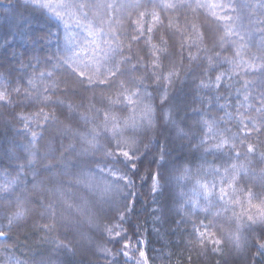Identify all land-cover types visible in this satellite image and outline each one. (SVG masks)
<instances>
[{
  "label": "snow or ice",
  "instance_id": "6c2138e0",
  "mask_svg": "<svg viewBox=\"0 0 264 264\" xmlns=\"http://www.w3.org/2000/svg\"><path fill=\"white\" fill-rule=\"evenodd\" d=\"M17 6L47 13L59 28L42 37L56 45L51 54L17 51L13 68L0 65V127L18 124L25 137L0 145L11 162L0 167V206L11 208L0 214V264H36L43 245L39 264H66L67 256L75 264H154L150 241L132 217L147 196L159 236L169 214L157 200L159 174L148 167L136 175L135 133L154 123L153 95L166 101L181 81L192 85L194 119L191 127L178 124L176 134L197 136L199 161L172 172L176 228L164 233L162 248L183 250L176 264L264 258V0L11 5ZM174 111L167 115L175 123ZM57 136L68 140L59 149ZM41 164L47 182L39 178ZM28 175L31 190L24 187ZM137 178L148 184L146 193L137 194ZM73 184L95 192V204L70 198ZM69 229L75 244L62 235Z\"/></svg>",
  "mask_w": 264,
  "mask_h": 264
},
{
  "label": "clouds",
  "instance_id": "9594fccd",
  "mask_svg": "<svg viewBox=\"0 0 264 264\" xmlns=\"http://www.w3.org/2000/svg\"><path fill=\"white\" fill-rule=\"evenodd\" d=\"M43 16L47 20V29L51 33H55L59 28V23L52 20L47 13H37ZM46 48L42 44L37 49H23L26 54H31L33 50L47 55L55 51V44H48ZM0 65L5 68H13L15 65V59L7 57L6 53H0ZM192 85L186 82H177L169 91L168 99L166 101L161 100L158 94H154L152 97L154 105V123L150 128H142L135 133L139 138L138 155H137V177L143 174L145 168L150 167V170L159 174L161 191L157 198L159 205L168 213L169 221L174 219V213L172 212L176 196L177 188L171 180L172 172L175 168L190 163L196 165L199 161V153L195 148L197 136L193 134L190 137H178L176 134V126L183 125L185 127H191L194 119V114L191 112V104L193 102ZM169 108H174V120L175 123L168 118ZM7 143V137L3 138L0 145ZM163 153V157L161 156ZM103 158L97 155L94 160L100 161ZM0 164L10 165L11 162L0 155ZM148 184L142 182L140 179H136L135 190L146 193ZM122 195L126 193L122 192ZM144 199H148L147 196H142ZM138 210L143 208L142 202L137 203ZM11 211V208L7 205L0 208V214H6ZM63 231V230H62ZM63 234L67 235L73 244L76 243L75 233L72 230H67ZM40 255L35 257L36 264H39ZM66 264H75V260L71 256L65 257ZM103 264V262H101Z\"/></svg>",
  "mask_w": 264,
  "mask_h": 264
},
{
  "label": "trees",
  "instance_id": "16d2710c",
  "mask_svg": "<svg viewBox=\"0 0 264 264\" xmlns=\"http://www.w3.org/2000/svg\"><path fill=\"white\" fill-rule=\"evenodd\" d=\"M21 0H0V53H6L7 57L15 59L14 53L20 52L23 53V49H39L43 44L44 47H48V43L42 39L43 36L47 34H51V32L47 29V20L45 17L38 15L37 13H33L29 10L23 8V6L11 7L13 4L20 3ZM60 33H63V28L59 29ZM5 41L9 42L8 47H3L2 45ZM31 54H29L30 56ZM47 110V109H46ZM59 115V112L57 113ZM63 119V117H61ZM15 123V121L13 122ZM75 126V125H74ZM22 128L20 125H16L14 129H7L0 127V142L3 141L4 137L7 139L15 136L19 141H24L25 137L22 135ZM47 136V134H45ZM67 144L68 140L64 137L57 136L56 137V147L59 149L60 144ZM53 165H57L58 168L62 167L57 164V161H51ZM6 164L0 165V167H5ZM39 178L43 179L47 182L50 177V173L48 168L41 164L38 167ZM67 183L70 177H62ZM33 182V176L28 175L26 183L24 185L25 188L31 190ZM138 195L141 194V191H136ZM70 198L74 201L79 202V198L83 197L87 199L90 203L95 204L97 200V194L89 189L85 188L83 185H72V190L69 193ZM35 199V196H33ZM141 202L143 208H137L138 217H132L133 224L140 226V231L142 232V239L150 241L146 251L149 252L151 257H154V264H168L169 259H171L172 264H176V259L180 257L183 250L180 252H175V250L171 247V244L168 247H163L165 243L164 233L171 230H175L176 225L172 223V221L167 220L166 224L161 225L162 231L158 236L156 232L153 231V221L150 216L151 212V201L148 199L141 198ZM3 208V206H0ZM151 233V235H149ZM63 235V233H62ZM39 237H37L38 239ZM179 242L178 236L171 237V243ZM48 245L41 246L36 255H40L41 253H45V249ZM154 249V251H153ZM169 252H174V255L169 257ZM17 255L20 256L21 259L25 257L21 255L18 251ZM204 264H212L211 259L204 260ZM253 264H264V258L261 257H253Z\"/></svg>",
  "mask_w": 264,
  "mask_h": 264
}]
</instances>
